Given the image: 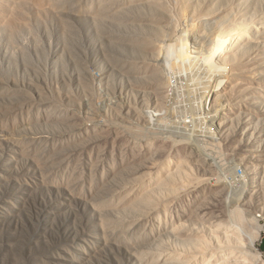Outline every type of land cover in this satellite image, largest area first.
Returning a JSON list of instances; mask_svg holds the SVG:
<instances>
[{"label":"rangeland","instance_id":"rangeland-1","mask_svg":"<svg viewBox=\"0 0 264 264\" xmlns=\"http://www.w3.org/2000/svg\"><path fill=\"white\" fill-rule=\"evenodd\" d=\"M0 147V264H256L264 0H0Z\"/></svg>","mask_w":264,"mask_h":264},{"label":"bare ground","instance_id":"bare-ground-1","mask_svg":"<svg viewBox=\"0 0 264 264\" xmlns=\"http://www.w3.org/2000/svg\"><path fill=\"white\" fill-rule=\"evenodd\" d=\"M155 1V0H154ZM154 3V2H153ZM17 32V31H16ZM75 32V31H74ZM77 32V31H76ZM76 36H77V34L76 33H74ZM103 36V35H102ZM74 38V37H73ZM71 40V39H70ZM76 40V39H75ZM147 41V40H146ZM141 43V42H140ZM145 44V43H144ZM145 46V45H144ZM147 47V46H146ZM70 48V47H69ZM72 48V47H71ZM38 49V48H37ZM36 49V50H37ZM40 49V48H39ZM38 49V50H39ZM38 50H37V52H38ZM22 51V50H21ZM43 52V51H42ZM46 52V51H45ZM45 52H43V53H45ZM69 52V51H68ZM67 52V53H68ZM39 54H41V53H39ZM46 54V53H45ZM48 54V53H47ZM24 55V54H23ZM43 55V54H42ZM16 56H18V55H16ZM46 56V55H45ZM24 58V60H25V57H23ZM30 58V57H29ZM26 60H28L27 58H26ZM31 60V59H30ZM25 63H26V61H25ZM24 63V64H25ZM28 63V62H27ZM37 63V62H36ZM31 64V63H30ZM26 65V64H25ZM26 66H28V64L26 65ZM30 66V65H29ZM42 66V65H41ZM24 67V66H23ZM31 67V66H30ZM28 69V68H27ZM24 70H26L25 68H24ZM29 70V69H28ZM29 72H30V70H29ZM66 72V71H65ZM31 73V72H30ZM33 73V72H32ZM39 73V72H38ZM21 74V73H20ZM35 74V73H34ZM28 75V74H27ZM30 75H32V74H30ZM37 75H39V74H37ZM23 76H25V75H23ZM48 76V75H47ZM91 83V82H90ZM83 84V83H82ZM88 84V83H87ZM49 86V85H48ZM52 86V85H51ZM87 86V85H86ZM55 87V86H54ZM53 89V88H52ZM84 89V88H83ZM51 90V89H50ZM62 91V90H61ZM40 92V91H39ZM60 92V91H59ZM10 93V92H9ZM42 93V92H41ZM51 93L53 94V92L51 91ZM12 94V93H11ZM56 95V94H55ZM57 98H59V97H57ZM59 99H61V98H59ZM75 100V99H74ZM14 103V102H13ZM12 103V104H13ZM19 103V102H18ZM17 103V104H18ZM60 103H62V102H60ZM22 104V103H21ZM62 105L64 106V104L62 103ZM67 104H65V106H66ZM72 105V104H71ZM15 106V105H14ZM19 106V105H18ZM17 107V106H16ZM50 110V109H49ZM53 110V109H52ZM52 110H51V112H52ZM39 111V110H38ZM53 111H55V110H53ZM64 112V111H63ZM49 113H50V111H49ZM50 114H53V113H50ZM50 114H48L47 113V118H49V119H51V121H52V119H54V118H57V119H55V120H58L59 118H58V116L56 115V117H54V115L55 114H53V115H50ZM57 114V113H56ZM63 114V113H62ZM61 115V114H60ZM65 115V114H64ZM62 117V116H61ZM73 117V116H72ZM60 119H62V118H60ZM59 119V120H60ZM64 120H66V119H64ZM63 120V121H64ZM50 120H49V122H51ZM54 121V120H53ZM62 121V120H61ZM67 121H68V119H67ZM32 122V121H31ZM33 122H35V121H33ZM37 122H39V121H37ZM52 124V123H51ZM69 124H71V123H69ZM76 124V123H75ZM88 124V123H87ZM54 125H56L57 126V128L59 127L58 125H57V121H56V123L54 124ZM60 125V124H59ZM52 126V125H51ZM62 126V125H61ZM60 126V127H61ZM66 126V125H65ZM87 126V125H86ZM59 127V128H60ZM51 128V127H50ZM52 128H53V126H52ZM56 128V127H55ZM56 128V129H57ZM65 128V127H64ZM79 128V127H78ZM43 130V129H42ZM42 130H40V131H42ZM49 130V129H48ZM54 130V129H53ZM59 130V129H58ZM61 130V129H60ZM35 131V130H34ZM57 131V130H56ZM55 131V133H58V132H56ZM62 131H63V128H62ZM62 131H60L61 133H62ZM30 132V131H29ZM33 132V131H32ZM36 132V131H35ZM69 132V131H68ZM51 133H52V131H51ZM54 133V132H53ZM37 134V133H36ZM58 134H60V133H58ZM63 134H65V133H63ZM33 137V136H32ZM40 137H42V136H40ZM44 137V136H43ZM42 137V138H43ZM56 137V136H55ZM37 138H39V137H37ZM41 138V139H42ZM45 138H46V136H45ZM49 138V137H48ZM52 138V137H51ZM30 139H31V137H30ZM33 139V138H32ZM31 139V140H32ZM35 139H36V136H35ZM34 139V140H35ZM41 139H39L40 141H41ZM44 139V138H43ZM55 139V138H54ZM87 139V138H86ZM34 140H32V141H34ZM38 140V139H37ZM46 140V139H45ZM51 140H53V139H51ZM65 140V139H64ZM44 141V140H43ZM60 141V140H59ZM82 141V140H81ZM55 142V141H54ZM53 142V143H54ZM58 142V141H57ZM62 142V144H63V141H61ZM59 143V142H58ZM65 143V142H64ZM66 143H67V141H66ZM87 143V142H86ZM42 145L44 144L45 145V143L44 142H42L41 143ZM47 144V143H46ZM55 144H57V143H55ZM55 144H53V145H55ZM61 144V143H60ZM61 144V145H62ZM70 144V143H69ZM42 145L41 146H38V147H40L41 149H39L38 147V153H39V156H38V164H40V163H43V162H45V163H47V164H49V165H52V164H54L56 161L58 162L59 161V159L58 160H56L57 158L54 156V155H52L51 153V150H52V147H51V150H48V152H45L47 149L43 146L42 147ZM48 145V144H47ZM46 145V146H47ZM52 145V144H51ZM52 145V146H53ZM66 145V144H65ZM64 145V146H65ZM78 145H80V144H78ZM56 146V145H55ZM55 146H54V148H55ZM58 146V145H57ZM63 146V145H62ZM63 146V147H64ZM67 146H69V145H67ZM47 147H49V146H47ZM58 147H60V148H62L61 146H58ZM66 147V146H65ZM64 147V148H65ZM1 148V147H0ZM37 148L35 149V151L37 152ZM42 148H45V149H42ZM70 148V147H69ZM71 148H73V147H71ZM31 149H33V148H30V150ZM56 149V148H55ZM58 149V148H57ZM66 149H68V148H66ZM74 149V148H73ZM27 150H28V146H27ZM65 150V149H64ZM72 150V149H71ZM82 150V149H81ZM25 151V150H24ZM31 151H33V150H31ZM53 151V150H52ZM58 151H60L61 152V150H58ZM65 151H67V150H65ZM74 151H76V150H74ZM55 152V151H54ZM64 152V151H63ZM63 152H62V154H63ZM69 152V151H68ZM71 152V151H70ZM69 152V153H70ZM76 152H78V151H76ZM27 153V152H26ZM45 153V154H44ZM68 153V154H69ZM37 154V153H36ZM35 154V155H36ZM66 154V152H65V156L64 155H62V156H64L65 158H68L67 156H69V155H72V154H74L73 152H72V154ZM25 155V154H24ZM47 155V156H46ZM51 155V156H50ZM73 156V155H72ZM34 157V156H33ZM39 157H40V159H39ZM53 157H54V159H53ZM37 158V156L35 157V159ZM70 159V158H69ZM37 160V159H36ZM49 162V163H48ZM76 163V162H75ZM44 164V163H43ZM76 165V164H75ZM22 167V166H21ZM20 182V181H19ZM22 182V181H21ZM25 183V182H24ZM23 184V183H22ZM237 213V212H236ZM238 214V213H237ZM264 214V213H263ZM235 216H237V215H235ZM234 216V217H235ZM240 217V216H239ZM237 219H238V217H237ZM240 219V218H239ZM241 219H244V218H241ZM241 219H240V221H241ZM243 222V221H242ZM225 228V227H224ZM226 229V228H225ZM233 229V228H232ZM229 230H230V228H229ZM230 232V231H229ZM233 232H236V231H234L233 230ZM234 233H227V232H224V236H226V240H224V241H227L226 243L224 242V243H221L222 245H219V248H215V250L213 249V247H209V244H203V247H198V248H196V253L195 254H199L198 256H200V258L198 259V261H197V264L198 263H201V264H239V262H241V261H243V258H244V256H245V251L243 250V248L241 247V246H239V244L238 245H233L232 244V237H234ZM237 235V234H236ZM259 235V234H258ZM258 235H256V237L258 236ZM217 237V236H216ZM237 237V236H236ZM202 239H203V237H202ZM234 239H235V237H234ZM254 239H255V235L254 236H252V239H251V241H250V243L252 244H250V248H251V251H250V254L249 255H253V257H255L256 259H257V263L256 264H263L262 262H261V252L259 251V250H257L255 247H254ZM219 240V239H218ZM198 241H199V239H198ZM202 241H204V240H202ZM240 241V240H239ZM235 242V241H234ZM214 243V242H213ZM236 243V242H235ZM220 244V243H219ZM201 246V245H200ZM217 249V250H216ZM193 252V251H192ZM193 254H194V252H193ZM252 257V256H251ZM245 259V258H244ZM255 259V260H256ZM245 261V260H244ZM246 262V261H245Z\"/></svg>","mask_w":264,"mask_h":264},{"label":"crops","instance_id":"crops-1","mask_svg":"<svg viewBox=\"0 0 264 264\" xmlns=\"http://www.w3.org/2000/svg\"><path fill=\"white\" fill-rule=\"evenodd\" d=\"M260 250H261V253H262L263 257H264V237H263V239H262V241L260 243Z\"/></svg>","mask_w":264,"mask_h":264},{"label":"built area","instance_id":"built-area-1","mask_svg":"<svg viewBox=\"0 0 264 264\" xmlns=\"http://www.w3.org/2000/svg\"><path fill=\"white\" fill-rule=\"evenodd\" d=\"M263 232H264V230H263Z\"/></svg>","mask_w":264,"mask_h":264}]
</instances>
